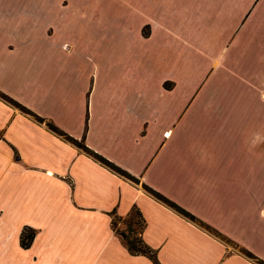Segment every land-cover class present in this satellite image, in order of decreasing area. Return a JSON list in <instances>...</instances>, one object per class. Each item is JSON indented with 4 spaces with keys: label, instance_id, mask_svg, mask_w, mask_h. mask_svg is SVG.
I'll return each instance as SVG.
<instances>
[{
    "label": "crops",
    "instance_id": "crops-1",
    "mask_svg": "<svg viewBox=\"0 0 264 264\" xmlns=\"http://www.w3.org/2000/svg\"><path fill=\"white\" fill-rule=\"evenodd\" d=\"M0 90L138 178L0 96V264H259L144 183L262 242L264 0H0Z\"/></svg>",
    "mask_w": 264,
    "mask_h": 264
},
{
    "label": "trees",
    "instance_id": "trees-1",
    "mask_svg": "<svg viewBox=\"0 0 264 264\" xmlns=\"http://www.w3.org/2000/svg\"><path fill=\"white\" fill-rule=\"evenodd\" d=\"M165 84L167 86L170 85L169 82H166ZM0 96L4 99L8 100L9 102L19 106L24 111L33 114L38 120H40V121L45 120V118L43 116L37 114L36 112H34L30 108H28L27 106L22 104L21 102H19L18 100L14 99L13 97L9 96L8 94H6L5 92H3L1 90H0ZM47 124L51 129H53L54 131H56L57 133H59L60 135L65 137L66 139L77 144L78 146H80L81 148L86 150L87 152L93 154L96 158H98L99 160H101L102 162H104L105 164H107L108 166H110L111 168L116 170L117 172H119V173H121V174L135 180V181H138V178L135 175H133L132 173H130L128 170L119 166L118 164H116L112 160L108 159L107 157H105L101 153L90 148L86 144L85 136H83L81 139L76 138L73 135L66 132L65 130L61 129L59 126H57L54 122H52L50 120L47 121ZM144 187L149 192L154 194L157 198L164 201L168 205L172 206L173 208H175L176 210L181 212L183 215L195 220L196 222H198L199 224H201L202 226H204L208 230H214L215 233L221 234V232L216 230V228H214L212 225L203 221L196 214H194L189 209L182 206L181 204H179L175 200L171 199L170 197H168L167 195H165L161 191L153 188L152 186H150L147 183H144ZM114 213H116V210L113 211V214ZM119 216L120 217L117 219L113 218V225H114L115 230L125 240L129 250L134 254L148 255L151 259H153L155 264H162L159 257H158V249L153 247L152 245H150L145 240V238L143 236V231H144L145 226H146V218H145L142 210L140 209V207L137 205H134L132 210L126 215V217L121 216V215H119ZM119 221L120 222L123 221L125 223L124 226H119L118 225ZM35 234H36V228H34L33 226H28V225L24 226V228L21 232V235H20L22 245L25 247L30 246L33 242Z\"/></svg>",
    "mask_w": 264,
    "mask_h": 264
},
{
    "label": "rangeland",
    "instance_id": "rangeland-1",
    "mask_svg": "<svg viewBox=\"0 0 264 264\" xmlns=\"http://www.w3.org/2000/svg\"><path fill=\"white\" fill-rule=\"evenodd\" d=\"M256 56H258V53L256 54ZM245 74L248 75L249 72H247ZM232 76L235 77V75H232ZM236 90L237 89L235 88V86H232V88H231L232 93L235 92ZM262 94H263V97H264V90L261 91V95ZM260 105H261L260 107H262L263 112H264V102L262 104H260ZM262 109H261V111H262ZM44 121H46V123H47L48 120H44ZM119 215H121V214L114 213L113 214V218L117 219V218L120 217ZM121 216H123V215H121ZM125 217H126V215H125ZM124 224L125 223L123 221H121V222L119 221V223H118L119 226H124ZM216 230H218V229L216 228ZM218 231L221 232L220 230H218ZM210 232L216 234L218 237L223 239L226 242V244L229 245L231 250L239 251L243 255L247 256L250 259H252L253 261H255V262L259 263V264H264V236H263L262 242H256L255 241L256 240L255 237L253 239L249 238V240H251V243H249L247 245V244L243 243V241L236 240L232 236H230L228 234H225L223 232H221V234L215 233L214 230H210ZM259 246H261V248H259Z\"/></svg>",
    "mask_w": 264,
    "mask_h": 264
}]
</instances>
